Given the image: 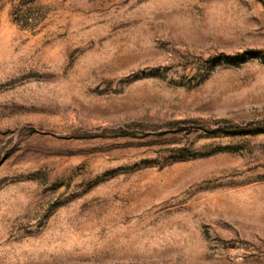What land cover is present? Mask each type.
<instances>
[{
	"label": "rangeland",
	"instance_id": "1",
	"mask_svg": "<svg viewBox=\"0 0 264 264\" xmlns=\"http://www.w3.org/2000/svg\"><path fill=\"white\" fill-rule=\"evenodd\" d=\"M0 264H264V0H0Z\"/></svg>",
	"mask_w": 264,
	"mask_h": 264
},
{
	"label": "trees",
	"instance_id": "2",
	"mask_svg": "<svg viewBox=\"0 0 264 264\" xmlns=\"http://www.w3.org/2000/svg\"><path fill=\"white\" fill-rule=\"evenodd\" d=\"M226 135H248V134H251V132L249 131H239L237 133H233V132H228V131H225Z\"/></svg>",
	"mask_w": 264,
	"mask_h": 264
}]
</instances>
